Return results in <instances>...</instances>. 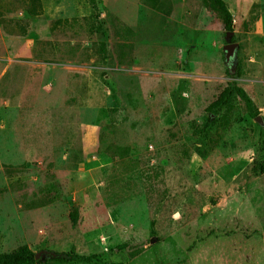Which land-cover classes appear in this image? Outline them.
<instances>
[{
	"label": "rangeland",
	"instance_id": "1",
	"mask_svg": "<svg viewBox=\"0 0 264 264\" xmlns=\"http://www.w3.org/2000/svg\"><path fill=\"white\" fill-rule=\"evenodd\" d=\"M30 1L0 0V253L264 264V124L208 109L235 81L264 120V0L228 40L204 0Z\"/></svg>",
	"mask_w": 264,
	"mask_h": 264
},
{
	"label": "trees",
	"instance_id": "2",
	"mask_svg": "<svg viewBox=\"0 0 264 264\" xmlns=\"http://www.w3.org/2000/svg\"><path fill=\"white\" fill-rule=\"evenodd\" d=\"M90 8L92 10V13L95 17L99 16L98 6L96 3V0H87ZM31 4H29L31 7H35L36 3L35 0L30 1ZM204 3L208 5L209 7L216 10L219 14V16L222 19V22L224 24V28L226 31H232L233 30V18L232 14L229 11V8L227 7L224 0H204ZM228 73L231 74L230 70H228ZM232 97H237L240 102L245 107L248 114L252 117H256L259 113L257 106L255 105L253 99L250 97V95L246 92V90L238 85L235 81L228 82L227 86L222 90L217 100L213 101L209 104L208 109L212 113H217L220 111L221 107L226 106L229 108L230 100ZM263 135H264V127L262 129ZM260 173L264 172V161L261 164V167L259 169ZM50 202L48 199H42L39 202H36L34 204H31L32 206H42ZM71 219L73 222L75 221V212H71ZM124 247V244H120L117 246L118 249ZM141 252V249L138 248L131 252V255H137ZM59 255L55 258H45L43 257L36 258L35 252L26 244H22L12 250L1 252L0 253V264H40L42 262H47L50 260H56L63 264H69V263H79V262H86V263H96L100 262V258L98 254H82L77 253L72 250L70 251H62L58 252ZM114 264H122L121 262H117Z\"/></svg>",
	"mask_w": 264,
	"mask_h": 264
},
{
	"label": "water",
	"instance_id": "3",
	"mask_svg": "<svg viewBox=\"0 0 264 264\" xmlns=\"http://www.w3.org/2000/svg\"><path fill=\"white\" fill-rule=\"evenodd\" d=\"M232 33V31H227L226 32V40H228V36ZM236 47L235 43H227L224 46V49L226 50L225 54V60L228 63L230 57L233 55L234 48ZM254 120L257 121L260 125L264 124V120L261 117L260 114H258L256 117H254ZM42 254L40 257H45V258H55L59 255L58 252L55 251H49V250H40L39 252H35V257L39 258V255Z\"/></svg>",
	"mask_w": 264,
	"mask_h": 264
}]
</instances>
